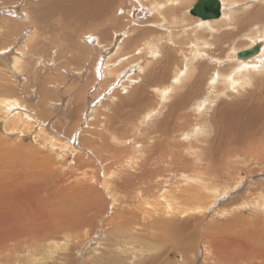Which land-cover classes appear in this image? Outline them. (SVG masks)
<instances>
[{
	"label": "rangeland",
	"instance_id": "374dc122",
	"mask_svg": "<svg viewBox=\"0 0 264 264\" xmlns=\"http://www.w3.org/2000/svg\"><path fill=\"white\" fill-rule=\"evenodd\" d=\"M70 1L72 4L76 3L73 0ZM168 1L142 0L148 6H156L158 2L167 3ZM196 1L178 0L176 4L169 3L167 5L170 11L167 6L164 8L165 10H161V12H165L164 16L168 20L173 21L176 15L177 21L175 19L172 27L179 32L173 39L176 42V47H174L169 41V34L166 29L159 30L158 27L152 26L153 23H150V26L145 25L149 20L156 22L162 20V16L149 17L148 20L140 22L139 25L137 23L135 26L133 22L130 23V18H132L131 9L133 7L136 9L135 15L140 12L137 8L139 5L132 0H114L112 5L110 0H98L100 10L96 14L95 21L90 19L88 25L83 24L85 19L82 20V18L88 16L86 13L77 8L72 9L71 4V7H68V3L62 8L58 5V0H0V54L7 55V51L4 52L2 49L14 47V51L19 52V55L22 56V60L18 65L19 78H12L10 74L1 68L0 97L18 100L27 110H32L30 112L34 115L33 123L21 124L20 128H24V130L22 129L23 131L19 132L12 126L14 125L13 119L5 118L8 113L0 110V143L2 142L7 150V152L0 154V175L10 171L13 165L15 170L23 171V168L20 169V164L26 158L24 161L30 167L36 168V165L39 166L37 172L45 181L41 183L37 176L39 183L38 195L33 200L30 213L31 216L38 219L36 229L34 231L30 229L19 239L24 242L18 243L14 247L17 250L16 253L9 254L7 257L0 256V260L5 261L7 264H35L38 260H41L42 263L37 264H97V262L98 264H145L146 261H155L150 259V256H156L155 244L160 242L157 241L158 237H156L155 232L150 233L149 225L141 223L140 211L132 214L135 221L139 223L136 228H133V225H128L129 223L127 224V221H129L127 216L124 219L113 216L110 218H114L118 223L122 221L119 223L120 228L117 229L112 224L101 227L93 236L91 233V238L84 242L83 239H85L86 234H89L96 226L95 221H97L98 216L86 212L87 201H75L81 204L80 211L83 212V216L78 222L83 224V229L76 226L73 230H66L61 233L73 219L67 212V210H71V206L65 202L70 201L74 195L72 188L79 186L84 180L83 176L76 174L63 183L64 186H60L56 198L58 200L61 198L60 202L63 206L60 210L58 208L55 210L51 192H53V186L57 184L58 175L60 173L65 174L78 165L75 157L72 156V151L62 149L58 144H62V141H69L70 138L73 139L75 137L73 133L83 123V127L79 128L81 130L80 145L84 149L97 151L98 153H96L99 155L97 157L101 158V161L112 160L109 161L111 162L108 164L109 169L105 167V171L106 173L115 171L112 164L122 156L120 148L130 143L134 144L133 137L135 136L134 139L143 137L149 131L148 129L145 133L147 128H158L160 126L158 122L166 120L171 111L174 114L176 113L175 108L171 107L172 103L180 94H185L189 90L195 76V69L187 68L190 67V64H188L190 62L188 61L186 64L187 59L184 57L185 54L189 53L188 46L192 42L203 40L206 43H212L214 49L216 48V53H224L223 55L226 54V56L221 57V54H215L214 49L212 53L224 59L225 62L221 66L206 59L196 63L197 68L204 66V70L196 79L200 80L201 77L203 82L199 85L198 83L195 84L190 91L191 97V93L195 89L192 95V103L180 110L181 113L189 112L192 116L186 124L182 119L174 121L175 119L172 118L169 127L178 124L177 122L181 127L189 128L194 123H198L200 127L197 128V131L203 129L201 128L203 126L207 127L204 130L210 131V128H213V120H215L213 116L218 107L238 103L251 108L254 107L255 110L258 107L260 118L255 121L257 127L255 133L260 138V150L262 151L264 146V68L257 72L258 74L254 73L255 75L250 78L251 83L248 82L244 86L242 85L243 87H239L236 92L231 91L230 87L227 88L228 84L223 82L221 73L232 76L234 72L232 74L230 72L234 70L235 64L236 69L245 72L246 76L251 71L244 59L236 57L226 61L228 54L234 47V49L241 51V49L245 50L261 43V53H258L259 56L256 54V57L257 59H264V40H262L264 36L260 37L261 33L264 34V0H253L254 2L229 0L230 3L227 2V5L229 8L233 6L231 19L213 22V26L218 29L217 32L211 33L206 30L183 32L184 27L198 19L190 13V9ZM18 4L22 5L23 8L25 7L26 10L20 8L19 12L15 11L17 15L14 14L15 12L3 13L2 7L15 6V8H18ZM38 8L42 10L38 11ZM143 12H140V14ZM98 14L102 15L97 18ZM144 17L147 18V14H144ZM80 22L83 24L82 26H80ZM202 22V25H207L206 22ZM125 29L129 31L120 38L122 47L117 54L111 57L112 61H118V65L113 68L114 75L113 73L110 75L111 77H106L109 76L108 74L106 76L102 75V77L100 75L102 79L99 81L97 72L95 74L94 71V65H97L95 69L100 66L98 55L102 52L103 45H112L116 41L114 36ZM203 31H206L205 34H202ZM253 35L255 37L250 41L248 37ZM93 36H95L94 39ZM152 38L161 39L162 42L159 44L158 52L154 53V60H151V56H148L147 50H142L143 45ZM19 39L22 40L18 44ZM99 42L100 44H98ZM4 59L7 60V57H4ZM142 60L145 64L143 71H140L138 65ZM237 60H241L243 63L241 64ZM117 61L114 63L117 64ZM132 64L137 65V69L135 72L127 74L126 71L130 69L129 67ZM217 73H220V76L216 75ZM225 80H228L230 85V80L227 77ZM96 83H99V86L95 89L93 86ZM173 83L176 85L174 90L170 92L164 102H161L159 93L154 92L155 86L164 87ZM111 84L119 89H115V86ZM110 86L113 87L111 90ZM223 91L226 93H223ZM92 101L96 102L93 105L97 107L94 109V115L91 114L86 125L83 120V113L90 105L87 102L91 103ZM52 102L54 103L52 104ZM196 102L202 103L203 106H212L207 116L200 115L196 118L191 114ZM37 119H40L41 122L39 123L40 120L37 121ZM207 125L212 127L208 128ZM34 128H45V134H38L39 130L34 131ZM6 130L14 133L7 134L4 132ZM259 130L260 132H258ZM15 132L18 133L15 134ZM49 136L57 139L53 138L56 141L54 142L56 146L51 147L46 143ZM104 141H107V143ZM108 143H111V145ZM98 148L102 152L97 150ZM122 149L125 150L124 147ZM22 151L31 152L24 157ZM125 157H129V154H126ZM261 157L260 155V163L257 159L250 157L251 159L243 165L245 168L244 173L239 174L242 169H238L233 173L235 178L244 177L240 189L237 191L230 189L225 194L226 198L210 209L205 217L201 216L202 219L205 218L201 225L202 233L208 224L223 223L237 214L235 211L223 215L218 214L225 207L232 209L235 205H241L244 203L241 198L246 199V196H250L249 194L253 191L264 193V158L261 159ZM11 159H13V163H9ZM83 159H88V156L83 157ZM91 159L94 160V158ZM244 159V157L233 158L232 162L239 164L238 162ZM39 161H42V163L40 164ZM80 167L82 166L80 165ZM90 167L92 169V165ZM227 176L231 178L228 173ZM62 179L64 177L59 178V180ZM224 181H226L225 178ZM231 182L234 183V181ZM0 186L1 192L3 189L2 182H0ZM105 202L106 200L101 197V201L94 204V207L103 205ZM244 211L251 210L246 207ZM53 218L58 219V224L52 221ZM64 218L66 223L63 222ZM47 221H52L53 224L47 225ZM117 231L119 233L115 235ZM33 235H36L37 238H32ZM245 239L249 242L260 241V233L248 231ZM202 241L201 239L198 242L201 244ZM164 245L159 253H165L166 260H164V264H173L176 261L179 262L176 264H187L186 262L189 263L192 259L191 255L196 254V252L199 253L198 257L194 259V264H205L203 259L205 251L200 245L201 249L199 248L198 251L193 250L185 255H183L185 246H170L168 243H164ZM176 250L180 252L176 253ZM206 250L211 251V246L206 247ZM209 251L205 253L207 256H211ZM31 257L36 261H31ZM185 257H188L186 261H184ZM211 263L214 262H206V264Z\"/></svg>",
	"mask_w": 264,
	"mask_h": 264
},
{
	"label": "bare ground",
	"instance_id": "6f19581e",
	"mask_svg": "<svg viewBox=\"0 0 264 264\" xmlns=\"http://www.w3.org/2000/svg\"><path fill=\"white\" fill-rule=\"evenodd\" d=\"M58 1L64 5H67L68 3V7L72 6V9L77 8L78 10L80 9L86 13L88 16L82 18V20L85 19V23H83L84 25H88V21H90V19L95 21L96 14L100 10L98 0H73L74 2L76 1L75 4H72L70 0ZM132 1H135L139 5L137 8L140 12H144L141 14L139 12L135 15L134 12L136 9L133 7L131 9L132 18H130V23L133 22L135 26L137 23L139 25L140 22L148 20L149 17H154L156 15L162 16V20L158 22L149 20L145 23V25L150 26V23H153L152 26L158 27L159 30L166 29L169 34V41L172 43L171 45L176 47V42L173 39L178 35L179 31L172 27L174 26L173 22H175L176 15L175 18H173V21H171L165 18V12H161V10L166 8L169 3H178V0H169L167 3L158 2L156 6L145 5L142 0ZM220 1L222 4L220 18L204 20L201 17L196 16L198 19L184 27L183 32H188L190 30H193L194 32L198 30H206L211 33L217 32L218 29L213 26V22L230 20L233 9V6L232 8H229L227 5V2L230 3L229 0ZM110 2L111 5L114 4V0H110ZM196 2L194 4H196ZM20 8H23L22 5H19L18 8H15V6L2 7V11L3 13H14L15 11L19 12ZM192 8L190 9V13ZM24 10H26V8ZM40 10L42 9L38 8V11ZM17 12L14 14L17 15ZM144 14H147V18L144 17ZM101 15L98 14L97 18ZM201 20L206 22L207 25H202L203 22ZM80 24V26L83 25L81 22ZM128 29L130 30V28ZM128 31L125 29L117 33L114 36L116 41L112 45H103V50L98 55V64L100 65L97 68L98 70L95 69L97 65H94V71L95 74L97 72V79L99 81H101L100 79H102V75L106 76L108 74L109 76L106 77H111L110 75L113 73V68L118 65V61L116 60L117 64L114 63L116 61H112L111 57L119 52L122 47L120 38L126 35ZM206 31H203L202 34H205ZM255 35L248 37V39L252 41ZM262 36H264V34L261 33L260 37ZM94 38L95 36H93V39ZM21 40L22 39H19L18 44ZM95 40L97 41V39ZM202 41L203 40H199L189 44L188 47L190 55L189 53L186 55L183 52L186 55H184L187 59L186 64L188 61L190 62L188 63L190 64V67L187 68L195 69V76L192 80V83L194 84H190L191 86L189 87V90L185 94H180L174 103H172L171 107L175 108L176 113L174 114V112L171 111L166 120L158 122L160 124L158 128H147L145 133L148 129L149 131H147L143 137H137L136 139H134L135 136L133 137L134 144L130 143L127 146H123L125 150L122 149L123 147L120 148L122 156H120L112 164L115 171H108L107 173L105 171V167L106 169H109L108 164L111 163L109 161L112 160L106 159V161H101V158H98L99 155H97V151L96 153L92 149H84L82 145H80L81 130H79V128L83 123H81L80 127H78V129L73 133L75 136L73 139L70 138L69 141L67 140L68 142L62 141V144H58L60 148L72 151V156L75 157L78 165H76L75 168H71V170L65 174L60 173L58 175L56 181L57 184L53 186V192H51L54 209L56 210V208H58V210H60L61 206H63L60 202L61 198L59 200L56 198V193L63 183L67 182L76 174L83 176L84 180V182H82L79 186L72 188L74 190V195L71 200L68 202L64 201L66 204H70L71 210H67V212L73 219L72 222L61 231V233H64L66 230H73L76 226L83 229V224L78 222L83 216V212L80 211L81 204L75 201L85 200L87 201L86 212L97 215L98 219L95 221L96 226L94 229L89 234H86L85 239H83L84 242L91 238V233L93 236V234H96V231L101 227L103 228L112 224L118 229L120 225L119 223L122 221L118 223L114 218H110L113 216H118L120 219H124L125 216H127L129 221L126 219L125 222L127 221V224L129 223L128 225H133V228H136V225L139 223L135 221L132 214H135L138 211L141 212V223L149 225L148 229L151 230L150 233L155 232L156 237H158L157 241L160 242L159 244H155L156 256H150V259L155 261H146L145 264H164L163 262L166 260L165 253L159 254L161 248L165 246L164 243H168L170 246L176 245V247L185 246L183 255L190 253L193 250L198 251V249L202 247L203 251H205L203 257L205 264L207 261L214 262L211 264H264V193H261L260 191H253V193L249 194L250 196H246V199L241 198V200L244 201L241 205H235L232 209L225 207V209L218 214L223 215L231 211H235L237 214L230 217V219L224 221L223 223H216L215 225L214 223H210L206 226L207 229L205 227L204 232H201V225L204 222V217L210 209L214 208L221 200L226 198L225 194L228 193L230 189H234V191L240 189L242 179L244 177L240 179L239 177L235 178L233 177V173H235L238 169H242L239 174L244 173L245 168L243 165L251 158L257 159L259 163L260 155L264 158V146L261 151L260 138L255 133V128H257L255 126V121L260 118L259 108L257 107L255 110L254 107L251 108L250 106L242 103L227 106L222 105L220 108L218 107L214 113L213 118L215 120H213V128H210L212 127L211 125H207L208 128H210V131L204 130V128L207 127H204L203 125V127H201L203 129L197 131V128L200 127L198 123H194L190 128L181 127L179 122H177L178 124L169 127L170 120L172 118L175 119L174 121L182 119L186 124L187 120H189L192 116L189 112L181 113L180 110L188 107V104L192 103V95L195 89L191 93V97L190 91L193 89L195 84L198 83L199 85L203 82L201 77L200 80L196 79L204 70V66L202 65L197 68L196 63L205 61L206 59L213 64L217 63L218 66H221L225 62V60L221 59V57L226 56V54L223 55L224 53L221 54L217 50V52L222 56H215L214 53H212L214 45L212 43ZM100 42L98 44H100ZM160 42L161 39L152 38L149 42L143 45L142 50H147L148 56H151V60L155 59L154 53L158 52L159 44L162 43ZM252 47L253 46L249 48ZM234 48H232V50L230 48L231 51L228 54L226 61L238 57V53L243 51L242 49L240 51ZM2 50L4 52L7 51V55L0 54V70L1 68L4 69V71L10 74L14 79L19 78L18 74L20 70L18 65L22 60V56L19 55V52L14 51V47H6ZM218 53L215 51V54ZM4 57H7L8 61L5 60ZM237 62L241 64L243 63L241 60H237ZM244 62L249 65L251 70L248 76H246L245 72L238 71L236 69V64L233 67L234 70L230 72V74L234 72L232 76H227V74L225 75L221 73L223 82L228 84L227 88L230 87V90L233 92L238 91V88L243 87L244 84L248 82L251 83L250 78L253 77V75L258 74L257 72H260L264 68V59H257L256 55L248 59H244ZM144 64L145 62L143 60L140 61V64L138 65L140 66V71H143ZM256 67L258 68L255 69ZM129 68L130 69L126 71L127 74L135 72L137 65L132 64ZM219 74L220 73H217L216 75ZM226 77L230 80V85L228 80H225ZM98 86L99 83H96L93 87L96 89ZM175 86V83L172 85L167 84L164 87L155 86L154 92L157 94L159 93L160 100H162L161 102H164L170 92L174 90ZM109 88L111 90L113 87L110 86ZM117 88L115 86V89ZM223 93L226 92L223 91ZM209 99L211 98L209 97ZM94 102L95 101H92L91 103L87 102L88 105L90 104L91 106L89 105L83 113L84 123L90 119L91 114L94 115V109L97 107L96 105H93ZM53 103L54 102H52V104ZM211 108L212 106H203L202 103L196 102L194 104V110L191 114H193L196 118L200 115L207 116ZM0 110L8 113L5 115V118L13 119L14 125L12 126L19 132L24 130V128H20L21 124L32 122L34 118L33 113L30 112L32 110H27V108L23 107V105H21L16 99L0 97ZM174 115L176 116L174 117ZM206 119L209 121L208 118ZM39 120L40 119H37V121ZM40 122L41 120L39 123ZM200 123L202 124L201 121ZM36 125L38 126V123ZM45 128H34V131L39 130L38 134L43 135L45 134ZM34 131L32 130V132ZM4 132L7 134L14 133L9 130ZM258 132H260V130ZM17 133L18 132H15V134ZM53 138L56 139L55 137L49 136V139H47L48 142L45 141L51 147L56 146L54 144L56 141ZM105 143H107V141ZM108 144L111 145V143ZM97 150H99V148ZM2 152H7V150L6 146L1 142L0 154ZM29 152L22 151V155L26 157ZM126 154H129V157L126 158ZM85 156H88V159H83ZM241 157H244L245 159L238 162L239 164L232 162L233 158L236 159ZM91 158H94V160ZM24 160H26V158ZM24 160L20 164V169L23 168V171L19 172L15 170L13 165L10 171L0 175V182H2L3 185V189L0 192V256L3 257L16 253L17 250L14 249V247L18 243L24 242L19 239L30 229L34 231L38 223V219L31 216L30 213L33 206V200L38 195L39 183L37 176L39 177L41 183H44L45 181L37 172L39 166L36 165V168L30 167V165ZM9 163H13V159H11ZM39 163L41 164L42 161H39ZM80 165L82 167H80ZM91 165L92 169L90 167ZM83 167L85 168L82 170ZM227 173L231 175V178H229V176L226 177ZM60 177H64V179L59 180ZM224 178L226 181H224ZM231 181H234V183ZM230 182L233 183V185H231ZM101 197H103L106 202L103 205L94 207V204L101 201ZM246 207H248L251 211H244ZM201 216H204L203 219ZM52 221L58 224L57 218H53ZM52 221H47L46 224L52 225ZM63 222L66 223L65 218L63 219ZM248 231L259 232L260 241H247L245 236ZM118 233L119 231H117L115 235ZM32 238L37 237L36 235H33ZM201 239L203 241L200 244L198 241ZM208 246H211V251L206 250V247ZM207 251H209L211 256H207L205 254ZM178 252L180 251L176 250V253ZM198 253L199 252H196V254L193 253V255H191V261L186 263L194 264V259L198 257ZM187 258L188 257H185V260H183L186 261ZM33 260L36 261V259L31 257V261ZM37 263H42V261L38 260L35 264ZM176 263L179 262L176 261ZM0 264L7 263L0 260Z\"/></svg>",
	"mask_w": 264,
	"mask_h": 264
},
{
	"label": "water",
	"instance_id": "95a60500",
	"mask_svg": "<svg viewBox=\"0 0 264 264\" xmlns=\"http://www.w3.org/2000/svg\"><path fill=\"white\" fill-rule=\"evenodd\" d=\"M222 4L220 0H198L194 4L191 14L199 16L204 20L217 19L221 17ZM261 43L254 45L252 48H248L238 53V57L241 59H248L255 56L260 52Z\"/></svg>",
	"mask_w": 264,
	"mask_h": 264
},
{
	"label": "crops",
	"instance_id": "0c3cea01",
	"mask_svg": "<svg viewBox=\"0 0 264 264\" xmlns=\"http://www.w3.org/2000/svg\"><path fill=\"white\" fill-rule=\"evenodd\" d=\"M236 1H238V0H236ZM247 1H248V2H249V1H252V2H254L253 0H247ZM248 2H246V3H248ZM58 5H59L60 7H62V8H63V7H65V6H64V4H63V3H61V2H58Z\"/></svg>",
	"mask_w": 264,
	"mask_h": 264
}]
</instances>
